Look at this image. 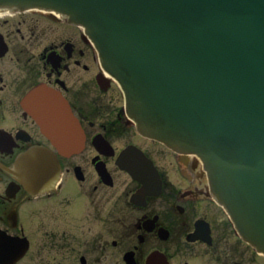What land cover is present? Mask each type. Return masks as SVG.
<instances>
[{
  "label": "flooded vegetation",
  "instance_id": "1",
  "mask_svg": "<svg viewBox=\"0 0 264 264\" xmlns=\"http://www.w3.org/2000/svg\"><path fill=\"white\" fill-rule=\"evenodd\" d=\"M61 104L73 127L61 123ZM95 140L109 144L106 154ZM73 144L77 152L62 156ZM128 146L152 162L159 193L139 195L140 184L115 164ZM35 149L52 155L60 174L32 194L15 170ZM94 222L102 232L92 242ZM0 264H264V257L236 236L198 159L136 132L85 32L28 12L0 13Z\"/></svg>",
  "mask_w": 264,
  "mask_h": 264
},
{
  "label": "water",
  "instance_id": "2",
  "mask_svg": "<svg viewBox=\"0 0 264 264\" xmlns=\"http://www.w3.org/2000/svg\"><path fill=\"white\" fill-rule=\"evenodd\" d=\"M4 8L82 26L137 131L197 156L239 237L264 255V0H0ZM35 150L28 160L44 156L49 166L15 170L31 193L58 170L52 155ZM117 164L144 194L159 192L138 150H124ZM46 168L36 186L32 178Z\"/></svg>",
  "mask_w": 264,
  "mask_h": 264
},
{
  "label": "bare ground",
  "instance_id": "3",
  "mask_svg": "<svg viewBox=\"0 0 264 264\" xmlns=\"http://www.w3.org/2000/svg\"><path fill=\"white\" fill-rule=\"evenodd\" d=\"M116 84L119 87V83H116ZM63 110H64V108H63V105L61 104L60 105V114H61V116H62ZM64 115H66V113ZM127 115H128V112H127ZM29 154L31 156L35 155L36 151L35 150H31L30 152L21 155L19 160H18L19 165L22 166V169H26L24 173L28 172V175H33V174H35V172L37 171V169L39 167H42V166L43 167H47V166H49V162L47 161L48 159L46 157L41 156V160L42 161L38 164L37 161L31 162V161L28 160L27 157H28ZM39 173H40V175H38L35 178H32L36 182V186H39L42 183V180L45 179V176L49 175V169L48 168L42 169ZM21 175H23V171L21 172ZM54 178H56V175L53 176V179ZM38 189H42V188H38Z\"/></svg>",
  "mask_w": 264,
  "mask_h": 264
},
{
  "label": "rangeland",
  "instance_id": "4",
  "mask_svg": "<svg viewBox=\"0 0 264 264\" xmlns=\"http://www.w3.org/2000/svg\"><path fill=\"white\" fill-rule=\"evenodd\" d=\"M83 156V154H82ZM50 207H52V204L50 205ZM101 228H100V225L96 224V222L93 223L92 225V232L89 233V234H86V236H88L92 242L98 240L101 236ZM79 235V234H77ZM58 236L62 237L61 234H58ZM108 240H111L112 236L109 234L108 236ZM66 238V241H65V245H71V234H69V232L67 231V234L65 236ZM45 240H47V237H45ZM81 240V236L78 237V240L77 242H79ZM62 242H64V240H62L61 242H59L58 244H62ZM45 245H49L48 242L45 243ZM73 245H75V243H73Z\"/></svg>",
  "mask_w": 264,
  "mask_h": 264
}]
</instances>
